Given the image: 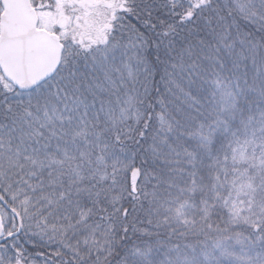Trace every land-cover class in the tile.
<instances>
[{"label":"snow or ice","instance_id":"obj_1","mask_svg":"<svg viewBox=\"0 0 264 264\" xmlns=\"http://www.w3.org/2000/svg\"><path fill=\"white\" fill-rule=\"evenodd\" d=\"M0 264H264V0H0Z\"/></svg>","mask_w":264,"mask_h":264}]
</instances>
